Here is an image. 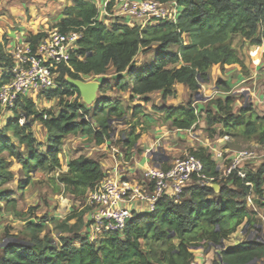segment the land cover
I'll use <instances>...</instances> for the list:
<instances>
[{
	"label": "trees",
	"instance_id": "1",
	"mask_svg": "<svg viewBox=\"0 0 264 264\" xmlns=\"http://www.w3.org/2000/svg\"><path fill=\"white\" fill-rule=\"evenodd\" d=\"M114 1L108 4L109 11ZM156 1H175L182 8L177 24L159 23L141 29L117 19L106 25L98 20L97 4L86 0H73V5L65 9L64 18L51 29L62 33L80 31L83 37L72 57L71 69H60L59 87L42 93L46 99L58 103L61 111L58 114L52 110L40 112L28 98L12 111L13 116L0 129V202L15 209L13 193L2 188L14 179L5 153L22 166L26 181L21 182L19 188L24 189L34 181V172L61 170L60 155L68 137L83 135L96 145H103L106 140H112L111 120H123L127 115L121 102L107 98L93 108L87 107L81 102L79 90L66 81L68 76L84 80V77L108 75L112 69L120 76L115 86L129 91L132 99L163 92L166 100L177 96V86L183 85L191 95L187 103L157 109L165 115L166 123L179 130L203 131L209 138L219 133L264 145V116L256 114L252 107L234 113L231 96L210 101L206 109L194 106L200 81L208 83L214 67L247 73L234 42L240 37L256 46L264 45V0ZM47 35L31 34L28 40L35 47ZM152 46H155L154 61L136 67L142 49H152ZM5 48L6 45L0 43V70L4 72L0 86L10 80L6 71L12 66ZM217 85L222 88L223 84ZM109 89V82L103 80L100 92L105 94ZM75 95L76 99L69 102ZM139 112L137 110L134 116ZM202 119L205 127L201 130ZM34 122L42 124L47 132L49 147L46 150L32 131ZM141 137L135 127L123 132L120 144L127 149V157ZM21 146L25 147V152L17 150ZM189 154L202 161L205 178H214V184L220 186L218 192L198 182L185 190L180 202L165 197L157 202L155 211L133 213L123 235H108L98 246L91 244L84 234L88 209L73 212L64 220H52L57 241L44 233L47 220L28 221L25 237L7 236L8 243L0 246V264H193L192 248H225L241 227L254 231L257 222L248 210L247 200L251 195L255 203L264 205V163L248 170L245 179L236 172L221 178L209 149H191ZM105 178L106 173L98 161L81 156L69 162L67 172L54 174L49 183L54 193L64 191L75 200H81L95 191ZM200 182L206 183V180ZM1 214L0 207V217ZM230 246L221 253L224 264L264 261V242L257 238L248 237ZM213 264L221 263L217 260Z\"/></svg>",
	"mask_w": 264,
	"mask_h": 264
},
{
	"label": "crops",
	"instance_id": "2",
	"mask_svg": "<svg viewBox=\"0 0 264 264\" xmlns=\"http://www.w3.org/2000/svg\"><path fill=\"white\" fill-rule=\"evenodd\" d=\"M58 1L59 0H22L19 4L10 3V1H2L0 3V43L6 45L5 49L9 55L14 52L22 39L29 38L31 34L48 33L53 30L48 29L46 31L49 24L59 22L64 18V11L66 8L73 5V0H63V4H60ZM100 1L101 0L96 3L98 11L102 10L104 3L111 2L112 0ZM55 4L56 6H54ZM122 4L123 2L121 0H115L114 3L112 2V11L117 12ZM29 7H32V10H29ZM27 12H29V15L33 13V16L29 17ZM249 42L250 46L240 55L241 58L244 59L247 73L243 74L239 69H233L223 74L222 70L218 67L211 69L210 81L208 83H200L198 94L199 98L202 100L198 102L196 100L197 95L195 96L194 106H196L197 109H206L209 102L214 99H224L231 96L220 91L215 85L220 82H226V85L233 91L231 97L234 99V113L239 112L242 108L252 107L256 114L264 116V45L256 46L253 45L251 41ZM174 50L176 49H173V51ZM140 66H142V64ZM8 71L6 72L8 73ZM3 74L4 72H2L1 76ZM119 77L120 76L115 75V80ZM96 78L106 80L103 77ZM113 91H115V94L119 92L121 95H124V100L131 101L130 98L132 94L129 91L124 92L116 86L113 90L105 94L100 92V96L98 95L97 100L103 98L113 100ZM42 93L34 95L29 99H32L34 103L38 102L40 99L44 98ZM178 96L179 94L175 97H167L166 100L163 99V92H154L143 97L134 96V100L131 101L132 110L130 111V117L127 119L126 124L116 118L111 120V125L113 123L121 124L118 126L119 132L121 131L120 129L125 127L122 125H126L130 127V130L135 127L136 133L141 134L142 137L136 148L132 151L130 157H127V149L123 148L120 144L121 138L119 140L115 139L114 143L112 140H106L103 145L99 146L93 141L86 142L89 140L87 136H70L63 142L62 153L63 151L67 152L70 150L73 152L70 151V156L65 159V164L61 153L60 159L62 168L59 171L67 172L68 164L71 160L85 156L100 163L103 171L106 173L105 180L111 179L118 183L128 181L135 186H145L147 184L144 179L145 173L149 168L155 167L168 170L174 166L178 159L187 156L191 149L197 148L209 149L214 160L223 166V164H225V159H223V161L218 160L214 150L224 152L226 159L231 160L234 156V151L230 150V146H228L229 142H231L230 137L220 136L218 133L214 135L213 138H209L203 131L196 133L193 129H175L164 121L165 115L161 111H157V109H163L164 107L172 108L182 103H187L191 97L187 87H184L183 100L181 102ZM52 101L54 102V100ZM114 101L120 102V100ZM249 101L251 104H249ZM137 110H140V112L134 116ZM12 116V112H1L0 121L5 120L2 122L3 126ZM35 123L38 122L32 123V129ZM199 127L200 129L205 127L203 119L200 121ZM43 133V142L36 136L35 137L37 141L47 149L49 144L47 143V132L44 127ZM113 135L114 133H112V139ZM226 137H228L227 140ZM72 141L73 143L70 144ZM253 147L257 148V150L261 149L264 151V145L258 144ZM20 148L21 152L26 151L24 146ZM197 184L198 182L192 181L188 184L187 188ZM88 196L89 193L85 198L75 200L69 193L62 191L61 194L54 197L53 210L49 212V216H51L52 220H64L67 214L75 212L74 209H76L77 212L88 209L85 215V221L88 222L91 214ZM247 203L248 210L258 225L259 222L264 220V205L259 206L255 203L254 196H252L251 201ZM127 208L137 214L148 213L146 205L140 201L127 204ZM208 251L209 249L206 250L205 254H197L198 257L195 258V261L199 260L200 264H213L214 261H217L216 252L213 250Z\"/></svg>",
	"mask_w": 264,
	"mask_h": 264
},
{
	"label": "built area",
	"instance_id": "3",
	"mask_svg": "<svg viewBox=\"0 0 264 264\" xmlns=\"http://www.w3.org/2000/svg\"><path fill=\"white\" fill-rule=\"evenodd\" d=\"M98 3L99 0H86ZM119 1V0H117ZM123 4L117 12L108 10L106 2L99 11L98 20L108 25L111 18L123 19L130 27L139 26L144 29L159 23L177 24L182 8L175 2L161 3L156 0H121ZM47 37L35 47L28 38L21 40L14 52L10 54L12 66L9 70L10 80L0 86V107L2 112H12L24 98H31L42 92L57 89L60 69H71V60L78 50V43L83 34L80 31L62 33L53 29ZM228 137H226V140ZM216 158L222 160L224 153L214 150ZM260 155L257 148L234 151V156L224 171H220L221 178L236 172L241 179L247 176L246 164L255 161ZM219 167V164L217 162ZM61 172V171H59ZM204 165L196 156L188 154L178 159L168 170L151 167L145 173V186H135L128 181L115 182L111 179L103 181L99 187L89 193L88 203L91 214L84 234L91 244L98 246L108 235H123L127 223L133 217V212L127 204L136 201L143 202L148 213L155 211L159 200L168 197L180 202L187 186L192 181L200 185L212 186L214 178L206 179ZM206 180V183H201ZM251 185V184H247ZM252 196L248 197L251 201ZM193 264H200L195 261Z\"/></svg>",
	"mask_w": 264,
	"mask_h": 264
},
{
	"label": "rangeland",
	"instance_id": "4",
	"mask_svg": "<svg viewBox=\"0 0 264 264\" xmlns=\"http://www.w3.org/2000/svg\"><path fill=\"white\" fill-rule=\"evenodd\" d=\"M2 1H4V2L10 1V3L19 4V2H21L22 0H0V3ZM102 1L103 0H101L100 2H102ZM58 2L60 4H63V0H59ZM54 6H56V4ZM29 10H32V7H29ZM27 14L29 17L33 16V13L32 14L30 13L31 15H29V12H27ZM117 19L119 20V18H111L110 21L115 22V20H117ZM119 21L121 22V21H123V19H120ZM56 23L57 22L49 24V27L46 28V31L48 29L50 30L52 28V26L55 25ZM249 44H250L249 41L243 40L240 37H236L235 42H234V48L236 49V51L238 52L239 55H242L244 50L250 46ZM154 48H155V46H152V49H151V47L148 49H142L141 53L139 54V56L137 57V60L135 62L136 67H139L141 64L144 65V64H147V63L154 61V55H155L153 53ZM243 61H244V59H243ZM232 70H224L222 72H223V74H225L228 71H232ZM1 74H2V71L0 70V76H1ZM115 75L116 74H114L113 70L111 69L108 72V75L102 76L103 78H105L109 82L110 89L108 90V92L113 90V88H115V83H116ZM124 77H126V75H124ZM95 78L96 77L91 76V77H84L83 79H84V81H92ZM220 84H223L222 88H219L218 85L215 84L219 88L220 91H223L224 93L231 95V96L233 95V91L230 88H228V86L226 85V82H220ZM113 92H114V94L112 95L114 97L113 100H120V102H122V104H123V107L127 110V115L124 117V119L119 120L121 122H125V124H126L127 119L130 117V111L132 110V102L131 101L134 99H132V97H131L130 98L131 101L124 100L123 99L124 95H121L119 92H117V94H115V91H113ZM98 95L100 96V92L98 93ZM75 99H76V95L71 97L70 99H68V101L73 102ZM178 99H179V96H178ZM179 100H180V102L183 100V93H182L181 99H179ZM99 101H100V99L97 100V103ZM35 104H36L37 109L40 112L52 110L54 113L58 114L61 111V107L58 106V103H56L55 101L53 102L52 100L47 101V99L45 100V97L40 99L38 102H35ZM249 104H251L250 101H249ZM3 121H5V120L0 121V129L3 128V123H2ZM120 125L118 123H113L111 125L113 133H114L113 139H112L113 143L115 142V139L119 140L121 138L123 132H129L130 131V127H128L126 125H122L125 127L120 129L121 131L119 132L118 126H120ZM127 125H129V124H127ZM32 130H33L35 136L40 141L43 142L44 141L43 126L40 125L39 123H35ZM86 142H92V141L87 140ZM72 143H73V141L70 144H72ZM255 145H258V143L256 141H248L247 142V141H244L242 138H238V139L237 138L236 139L231 138V142H229V144H228V146H230V150H233V151H238V150H242V149H249ZM42 149L45 150L46 147L43 146ZM17 150L21 152L20 147H18ZM70 151L73 152L72 150H70ZM70 151H67V152L63 151V153H62V159L64 161V164H65V159L67 157L69 158V156H70ZM258 152L260 155H264L263 154L264 151H262L261 149H259ZM4 156L11 163L10 165H11V170L14 173V179L11 182L3 185L2 188L13 193L12 199L15 200V209L7 207L4 202H0V207L2 208V214L0 217V246L8 243L7 236H9V237L18 236L20 238L25 237L24 235H25L26 225H27L28 221L40 222L41 220H44V221L47 220V222H46L47 227H46V230L44 233L50 234L52 236V238L57 241V235H55V233L53 232L54 225L52 224V219H51V216H49V212H51L53 210L54 197L56 195L61 194V193L57 194V193L53 192V187L49 183V180L51 177H54V174L56 176H58L57 173L59 174L60 172H58V171H57V173L56 172L55 173H53V172L47 173L46 171L34 172L32 174L34 181L29 186H27L26 188L20 189L19 188L20 183L23 181H26V174L23 171L20 163L15 158L9 157V155L7 153H5ZM223 159H225V164H223V166H221L219 164V168H220L221 172L224 171L225 168L230 163V160L226 159L225 155H224ZM263 163H264V156L263 157L261 156L259 159L255 160V161L248 162V164H246V166H247L248 170H250V169H253V168L260 166ZM55 210H57V209H55ZM74 211L77 212L76 209H74ZM70 214L71 213L67 214L65 219ZM53 220H55V219H53ZM248 237L251 240L257 238V240H259V241H260V239L261 240L263 239V241H264V220H262V222H259L258 225H256V229L252 232H249L248 228H246L245 226L241 227L238 230V232L236 233V235L232 238L230 244H232V243L237 244L238 240L242 241ZM263 241H261V242H263ZM230 244L226 243V246H229ZM199 250H201L202 253L205 254L207 249L206 248H202V249L200 248ZM210 250L211 251L213 250L214 252H216L218 250V248L217 249L209 248V251ZM196 257H198L197 254L195 255V258ZM252 264H264V261H256V262H253Z\"/></svg>",
	"mask_w": 264,
	"mask_h": 264
},
{
	"label": "water",
	"instance_id": "5",
	"mask_svg": "<svg viewBox=\"0 0 264 264\" xmlns=\"http://www.w3.org/2000/svg\"><path fill=\"white\" fill-rule=\"evenodd\" d=\"M66 81L73 86L74 88L78 89L81 95V102L86 105L89 108H93L94 105L97 104V99H98V93L101 90L103 80L101 79H94L92 81H84V80H76L71 77H66ZM200 83H203L200 81ZM178 94H179V99L182 97V93L184 91V86L183 85H178L177 86ZM196 100L199 102L202 100L199 98V94L196 96ZM37 172V171H36ZM214 188L217 192L220 189V186L217 184H213L211 186ZM236 235V234H235ZM260 241H263V239ZM241 241L238 240L237 244H239ZM264 242V241H263ZM231 246H226L225 248L219 247L218 250L216 251L217 258L221 264H224L223 258H222V251L225 249H229ZM191 251L196 255V254H202V251L199 250V248H192ZM199 262V260H197ZM252 264V263H251Z\"/></svg>",
	"mask_w": 264,
	"mask_h": 264
}]
</instances>
